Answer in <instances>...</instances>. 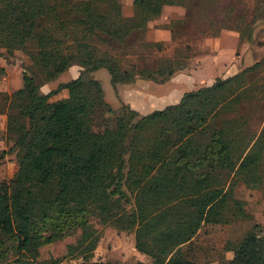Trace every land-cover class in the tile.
I'll use <instances>...</instances> for the list:
<instances>
[{
    "label": "trees",
    "instance_id": "16d2710c",
    "mask_svg": "<svg viewBox=\"0 0 264 264\" xmlns=\"http://www.w3.org/2000/svg\"><path fill=\"white\" fill-rule=\"evenodd\" d=\"M199 1L131 0V15H123L119 0H0V55L19 49L39 74L27 67L18 88L0 92L4 131L14 138L0 152L14 151L16 161L12 175L0 180V264H61V257L38 259V248L76 229L77 264H111L91 258L100 237L91 211L101 225L133 232L135 250L148 258L135 264H208L184 257L180 245L202 224L249 217L233 190L237 182L255 187L262 178L264 123L250 129L244 113V104L264 105L261 61L145 113L127 103L113 109L98 80L81 79L83 72L105 68L112 85L154 80L162 67L122 68L90 37L119 46L140 36L163 5ZM206 1L209 9L214 0ZM238 3L220 5L225 18L216 26L232 27L250 41L264 0L255 1L248 19ZM73 64L80 66L78 75L39 91ZM4 71L0 65V75ZM61 89L65 96L49 98ZM7 247L12 261L5 260ZM224 248L232 252L226 264H264L257 222Z\"/></svg>",
    "mask_w": 264,
    "mask_h": 264
},
{
    "label": "rangeland",
    "instance_id": "374dc122",
    "mask_svg": "<svg viewBox=\"0 0 264 264\" xmlns=\"http://www.w3.org/2000/svg\"><path fill=\"white\" fill-rule=\"evenodd\" d=\"M119 1L121 13L131 15V0ZM226 1L228 0H214L209 9H204L209 5L206 0H200V5L192 3L190 8L176 4L163 5L159 15L146 22L140 36L128 38V43L119 46L92 35L91 41L96 43L99 50H107L118 57L122 68H129L131 65L147 69L162 67L163 71L156 74L154 80L136 77L129 82L117 80L112 85L107 70L98 68L92 72L81 73L82 81L89 83L91 79L98 80L103 99L113 109H117L121 103H127L139 113H145L142 112L145 109L151 110L175 102L183 91L209 84L216 76L229 75L254 61L262 62L261 72L264 74V14L255 19L251 39L246 41L240 38L237 30L232 27L216 26L225 18L223 10L219 7ZM255 1L240 0L237 4L242 7L240 12L247 19L252 16ZM238 11L235 10L236 13ZM214 18L219 20L208 24V21ZM178 64L182 67L177 68ZM0 65L5 70L0 75V92L4 94L20 86L21 72H28L27 67L35 72L37 78L39 76L27 55L19 49L2 51ZM167 68L173 69L170 75H166ZM79 69L80 66L76 64L70 65L55 78L41 83L39 91L46 92L54 88L58 82L75 77ZM167 83H171L172 86L168 89L169 96H166L164 101L166 92L162 91L161 85ZM143 91L148 95L153 94L155 101L153 104L143 106ZM65 95L66 90L61 89L49 98L56 99ZM253 104V102L244 104V113L249 117L250 129H258L264 123V105L256 107ZM2 105L0 99V125L4 124L1 121V114H4ZM259 114H263L261 120ZM0 133V137L7 136L5 147L2 148L6 149L14 138L5 134L3 129H0ZM2 149L0 148V151ZM15 167L14 151L3 154L0 152V180L10 177ZM260 172L262 177L260 184L247 187L242 182H237L233 190L234 196L244 201V209L249 217L226 224H202L188 241L180 245L184 257L198 262L206 261L208 264H226V260L232 256V252L224 248L226 241L233 243L238 241L254 222L259 223L261 232L264 233V165L260 166ZM88 216L93 226L100 229V237L92 259L108 260L111 264H135L139 260H148L145 255L135 250L132 231L101 225L95 212L91 211ZM79 235L80 232L76 229L64 237L39 246L38 259L61 257V264H77L79 258L72 254L79 242ZM5 255L6 261H12L15 257L13 248L7 247Z\"/></svg>",
    "mask_w": 264,
    "mask_h": 264
},
{
    "label": "crops",
    "instance_id": "0c3cea01",
    "mask_svg": "<svg viewBox=\"0 0 264 264\" xmlns=\"http://www.w3.org/2000/svg\"><path fill=\"white\" fill-rule=\"evenodd\" d=\"M166 84V83H165ZM162 86V88L161 87H159V88H161L162 89V91L164 92H166V94L164 95V101H166V98L169 96V93H168V89L172 86V84L171 83H167V85H161ZM143 95H142V101H143V106L144 107H146V106H149V105H151V104H153L155 101H153V94H147L145 91H143ZM168 94V95H167ZM167 96V97H166ZM180 95H178V97H179ZM172 103V102H171ZM156 108H160V107H156ZM144 110V109H143ZM140 111V110H139ZM146 111H149V109L148 110H146L145 109V111H142V112H146ZM1 118H2V122H4V114H1ZM0 129L2 130H4V124L2 125H0ZM1 134V133H0ZM5 138H7V136H5L4 135V138L3 137H0V148L2 149V148H4L5 146H4V143H5Z\"/></svg>",
    "mask_w": 264,
    "mask_h": 264
}]
</instances>
